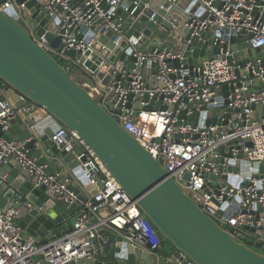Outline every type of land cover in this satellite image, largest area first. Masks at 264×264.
<instances>
[{
  "label": "built area",
  "instance_id": "2783aa9c",
  "mask_svg": "<svg viewBox=\"0 0 264 264\" xmlns=\"http://www.w3.org/2000/svg\"><path fill=\"white\" fill-rule=\"evenodd\" d=\"M35 1L43 3L46 15L57 20L59 32L54 37H60L62 49L50 46L45 37L47 31L36 35L34 27L23 18L25 2L5 0L0 11L13 7L17 21L25 26L39 47L63 60L65 66L72 63L71 76L75 82L153 159L161 162L168 177L201 211L235 239L246 235L264 245V236H253L243 230L244 227L261 228L264 232V175L255 169L257 165H264V0H193L178 14L161 16L158 23L169 25L161 42L151 37L153 33L145 36V27L138 34L129 33L133 22H125L115 12L123 0ZM167 1V14L172 9L176 12L178 0ZM132 3L135 8L129 15L141 2L133 0ZM143 5L141 13L147 12L149 21H153L158 12L150 10L149 3ZM159 10H165L163 5ZM182 27L190 30L192 36L209 34L203 42H211L219 52L209 55L211 58L207 55L201 58L197 66H190L179 54ZM212 28L222 36H216ZM90 31L102 37L111 31L112 48L108 49L106 42L94 37L85 41L84 36ZM231 33L245 38L251 34L250 49H258L260 55L244 56L242 62L234 58L229 63L227 57L246 52L242 47L232 51L223 38V35L230 37ZM94 43L99 45V51ZM66 50H72L74 57L66 56ZM100 51L107 54L102 56ZM122 53L126 54L123 59ZM112 55L114 61L109 62ZM130 58L134 60L132 66H129ZM107 64L111 69L99 78L98 74ZM152 64L156 66L153 74ZM150 76L161 87H149ZM104 77L108 78L106 84H103ZM6 90L0 81L2 131H7L8 122L25 113L32 116L30 120L34 124L46 120L44 125H48L51 117L47 112L48 116L43 118L38 113L43 109L33 104L15 107ZM18 99L24 100L22 96ZM136 105L141 109H136ZM255 117L259 118L255 120ZM50 141L62 156L82 148V153L75 156L78 173L97 193L81 204L70 232L46 243L25 237L24 231L15 225L16 210L0 209V264L97 261L102 255L100 244L107 241L108 231L119 234L133 247L148 245L146 251L155 258L154 264H193L183 254L179 259L173 255L166 259L159 256L162 236L78 136L60 126ZM26 142L17 139L7 142L0 138L2 164L15 162L36 175L38 185L52 190L54 198L67 208L80 204L68 189L70 180L80 184L77 173H67L66 178L59 172L46 174L45 166H37L36 160L29 157ZM228 167L235 171L228 172ZM208 174L216 178L209 180ZM234 203L235 210L226 218L224 214L230 212Z\"/></svg>",
  "mask_w": 264,
  "mask_h": 264
},
{
  "label": "water",
  "instance_id": "95a60500",
  "mask_svg": "<svg viewBox=\"0 0 264 264\" xmlns=\"http://www.w3.org/2000/svg\"><path fill=\"white\" fill-rule=\"evenodd\" d=\"M3 2L5 0H0V5ZM24 2L23 18L34 27L36 35H42L47 31L45 37L50 46L62 49L60 37H54V34L59 32L57 20L46 15L43 3H37L35 0H17L19 4ZM132 2L133 0H123L115 10L116 15L125 22H133V29L129 33L134 31L138 34L145 27L143 31L145 36L155 32L162 37L155 29L161 16H167L168 1L150 0L149 9L158 12L153 21H149L147 12L141 13L144 7L142 2L134 13L129 15L135 8ZM191 2L193 0H178L177 8L184 9ZM161 5L165 10H159ZM17 20L13 7L0 11V81L6 85V96L15 107L33 104L47 112L51 119L47 121V127L43 123L34 124L30 119L24 120L17 116L7 124L9 133L6 134L0 127V138L7 142H12L15 137L19 141H27L25 147L29 157L37 159V166H45L46 174L59 172L62 178H66L67 173H77V179L85 186L87 193H83L70 180L68 189L77 196L80 204L67 208L66 204L54 198L52 190L38 185L36 175L30 174L27 169L21 168L15 162L2 164L0 161V209L3 212L16 210L15 225L40 243L53 241L72 230L71 220L82 209L81 204L97 193V189L88 184L80 172L78 173L79 163L75 156L82 153L81 147L76 148L74 153L63 155L62 158L56 157L52 151L42 155L43 150L52 144L50 141L52 133L63 126L94 152L127 196L136 202L145 218L162 238L173 246V256L176 259L181 258L180 255L183 254L193 264H264L263 244L246 235L239 240L235 239L201 211L168 177L161 162L153 159L75 82L68 72L74 70V65L67 63L66 66H62L55 57L33 41L25 26ZM163 25L169 28L167 23ZM212 32L216 36H222L215 28H212ZM180 35L182 51L179 54L190 66H197L199 60L205 57L210 49L211 55L219 52V48L212 46L211 42L210 44L203 42L209 38V34L192 36L190 30L182 27ZM92 37L102 43L106 42L108 49L113 46L111 31L105 33L103 37L98 32L90 31L85 34L84 40L89 41ZM251 37V34L246 38L234 33H231L230 37L223 35L232 51L235 52L238 47L246 49L245 54L227 57L229 63L234 58L242 62L244 56L260 55L258 49H250L248 40ZM94 47L99 51L97 43H94ZM64 54L69 58L74 57L72 50H66ZM100 54L105 56L107 51H100ZM125 55L122 53L121 59ZM113 61L114 55L109 58V62ZM132 61L134 60L130 58L129 66H132ZM175 64L177 65L178 61H175ZM152 67L153 74L156 66L152 64ZM110 69L111 66L107 64L98 77L102 78L105 71ZM107 79L104 77L103 84L107 83ZM157 85L161 87V84H157L156 79L150 76L149 87L155 88ZM19 96L24 100H19ZM135 108L141 109L138 105ZM262 108L264 109V106ZM20 127L24 129L20 130ZM39 143L43 148L37 147ZM64 166L67 173L62 170ZM255 169L264 175L263 164L255 166ZM227 171L235 170L228 167ZM206 178L214 180L216 177L208 174ZM221 178L226 179L225 176ZM227 179L232 181L230 177ZM97 185L101 186L99 180ZM234 206L236 203L230 208V212L224 214L226 218L235 210ZM219 214H222V211H219ZM65 223L68 231H64L61 226ZM243 230L253 236H264L261 228L244 227ZM108 234L110 238L106 246H111L110 252L102 254L97 261L84 260L78 264H154L155 258L146 251L148 245L146 248L133 247L119 234L111 231H108Z\"/></svg>",
  "mask_w": 264,
  "mask_h": 264
},
{
  "label": "crops",
  "instance_id": "0c3cea01",
  "mask_svg": "<svg viewBox=\"0 0 264 264\" xmlns=\"http://www.w3.org/2000/svg\"><path fill=\"white\" fill-rule=\"evenodd\" d=\"M140 2H142V3H149L150 2V0H139ZM186 7V6H185ZM185 9V8H184ZM184 9H179V8H177V10H176V12L174 11V9H172V10H170L169 12H168V14H167V16H169L170 14H174V13H179V12H181L182 10H184ZM165 22H163V23H158L157 25H156V31L157 32H159V33H161L162 34V37L161 36H158L157 34H155V32H153V34H152V38H154V40H156V41H158V42H161L162 40H163V36H164V34H165V31L167 30V28L163 25ZM38 113H39V115H41V117H46V116H48L47 115V113L46 112H44L43 110H38ZM34 116V115H33ZM19 117H21L22 119H26V120H29L30 119V117H32L29 113H25V114H21V115H19ZM44 122L46 123V120L45 121H43V124H44ZM22 129H24V127H20V130H22ZM10 132V129H7V131H5V133L7 134V133H9ZM14 139H17L16 137L14 138ZM37 147L38 148H43L42 147V145L39 143L38 145H37ZM54 152L55 153V156L56 157H58V158H62V155H60L59 153H58V151H57V149L54 147V145L53 144H51V146L48 148V149H44L43 150V154L42 155H44V154H47L48 152ZM34 160H37L36 158H33ZM63 172L64 173H67L68 171H67V169H66V167L64 166L63 167ZM68 175V174H67ZM74 185H76L83 193H87L86 192V190H85V186L84 185H81V184H79V183H76V182H74ZM88 199H89V197H88ZM77 215V214H76ZM76 215L75 216H73V218H72V220H71V224L73 225V223H74V221H75V218H76ZM62 226V228H63V230L64 231H68V228H67V225H66V223L65 224H63V225H61ZM108 234V233H107ZM24 235H25V237H30V236H27L25 233H24ZM109 234L107 235V237H106V239H107V241L109 240ZM38 242H39V240H37ZM107 241L105 242V243H101L100 244V253L101 254H106V253H108V252H110V250H111V246L110 247H107L106 245H107ZM163 263V262H162Z\"/></svg>",
  "mask_w": 264,
  "mask_h": 264
},
{
  "label": "trees",
  "instance_id": "16d2710c",
  "mask_svg": "<svg viewBox=\"0 0 264 264\" xmlns=\"http://www.w3.org/2000/svg\"><path fill=\"white\" fill-rule=\"evenodd\" d=\"M62 66H65V62L58 57L55 58ZM70 75L74 73V70L68 71ZM162 259L170 258L173 255L174 248L168 241H163L161 248L157 251Z\"/></svg>",
  "mask_w": 264,
  "mask_h": 264
},
{
  "label": "rangeland",
  "instance_id": "374dc122",
  "mask_svg": "<svg viewBox=\"0 0 264 264\" xmlns=\"http://www.w3.org/2000/svg\"><path fill=\"white\" fill-rule=\"evenodd\" d=\"M212 54V49H210L209 51H207V56L211 55Z\"/></svg>",
  "mask_w": 264,
  "mask_h": 264
}]
</instances>
